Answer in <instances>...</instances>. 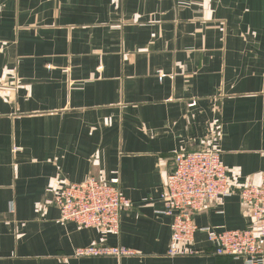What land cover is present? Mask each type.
<instances>
[{"label":"crops","instance_id":"crops-1","mask_svg":"<svg viewBox=\"0 0 264 264\" xmlns=\"http://www.w3.org/2000/svg\"><path fill=\"white\" fill-rule=\"evenodd\" d=\"M205 148L261 182L264 0H0V264H244L202 230L245 228L238 195L194 214L200 253L167 254L173 156ZM91 176L131 201L117 235L61 220ZM102 245L135 253L76 254Z\"/></svg>","mask_w":264,"mask_h":264},{"label":"built area","instance_id":"built-area-1","mask_svg":"<svg viewBox=\"0 0 264 264\" xmlns=\"http://www.w3.org/2000/svg\"><path fill=\"white\" fill-rule=\"evenodd\" d=\"M173 164L161 192L164 213L171 219L167 254L175 257L200 253L190 248L196 232L201 230L194 214L207 209L217 199L238 195L250 218L245 228L202 230L213 244L215 254L242 259L244 264H264V174L258 184L247 181L241 186L234 185L220 152L213 148L177 152ZM55 204L62 221L117 235L121 211L131 201L123 195L118 178L106 182L91 176L82 182L63 185L55 196ZM134 253L126 247L108 245L79 248L76 252L79 256Z\"/></svg>","mask_w":264,"mask_h":264}]
</instances>
